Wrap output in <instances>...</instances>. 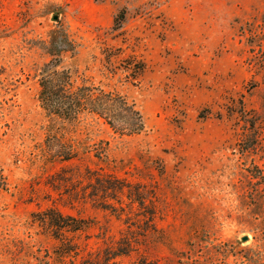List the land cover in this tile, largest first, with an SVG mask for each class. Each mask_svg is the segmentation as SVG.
I'll use <instances>...</instances> for the list:
<instances>
[{
  "label": "rangeland",
  "instance_id": "rangeland-1",
  "mask_svg": "<svg viewBox=\"0 0 264 264\" xmlns=\"http://www.w3.org/2000/svg\"><path fill=\"white\" fill-rule=\"evenodd\" d=\"M53 58L144 131L48 116ZM57 129L104 158L45 160ZM0 172V264H264V0H0ZM50 209L89 227L55 234Z\"/></svg>",
  "mask_w": 264,
  "mask_h": 264
},
{
  "label": "trees",
  "instance_id": "trees-1",
  "mask_svg": "<svg viewBox=\"0 0 264 264\" xmlns=\"http://www.w3.org/2000/svg\"><path fill=\"white\" fill-rule=\"evenodd\" d=\"M123 17V12H120L114 20L115 26L119 25ZM59 64V59H51L40 72L37 81V101L48 116L68 125L78 124L85 116H92L101 120L112 133L119 136H135L144 131L143 118L133 102L117 92L105 91L85 80L76 83L69 70L60 68ZM143 70V64L139 63L133 72L141 74ZM63 129H57L46 136L44 148L41 150L42 158L59 163L71 162L85 154H92L97 160L104 158L106 143L100 142L103 144L100 150L93 148L94 145L82 146L76 139L66 136ZM6 188L5 179L0 172V191H6ZM110 188L111 192H120L122 189L119 185ZM108 190V187L102 186L98 191L106 195ZM44 215L55 234L61 231L81 232L89 227L85 220L63 216L54 209L47 210ZM180 261L178 264H183Z\"/></svg>",
  "mask_w": 264,
  "mask_h": 264
},
{
  "label": "water",
  "instance_id": "water-1",
  "mask_svg": "<svg viewBox=\"0 0 264 264\" xmlns=\"http://www.w3.org/2000/svg\"><path fill=\"white\" fill-rule=\"evenodd\" d=\"M56 19V16L54 17V20ZM247 238H243V241H245Z\"/></svg>",
  "mask_w": 264,
  "mask_h": 264
}]
</instances>
